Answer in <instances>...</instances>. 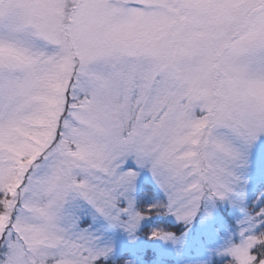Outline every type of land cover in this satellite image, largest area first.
Returning <instances> with one entry per match:
<instances>
[{
    "label": "snow or ice",
    "instance_id": "snow-or-ice-1",
    "mask_svg": "<svg viewBox=\"0 0 264 264\" xmlns=\"http://www.w3.org/2000/svg\"><path fill=\"white\" fill-rule=\"evenodd\" d=\"M0 264H264V0H0Z\"/></svg>",
    "mask_w": 264,
    "mask_h": 264
}]
</instances>
